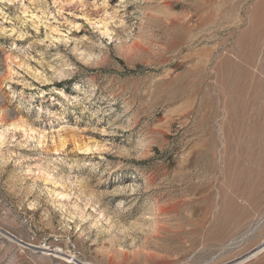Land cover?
<instances>
[{"label": "rangeland", "instance_id": "obj_1", "mask_svg": "<svg viewBox=\"0 0 264 264\" xmlns=\"http://www.w3.org/2000/svg\"><path fill=\"white\" fill-rule=\"evenodd\" d=\"M0 264H264V0H0Z\"/></svg>", "mask_w": 264, "mask_h": 264}]
</instances>
